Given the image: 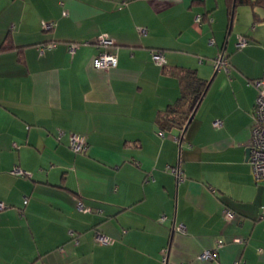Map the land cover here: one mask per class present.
<instances>
[{
  "label": "crops",
  "instance_id": "1",
  "mask_svg": "<svg viewBox=\"0 0 264 264\" xmlns=\"http://www.w3.org/2000/svg\"><path fill=\"white\" fill-rule=\"evenodd\" d=\"M260 1L230 19L227 0H0V264H264ZM100 36L113 67H93ZM180 66L208 84L186 130L158 123Z\"/></svg>",
  "mask_w": 264,
  "mask_h": 264
},
{
  "label": "built area",
  "instance_id": "2",
  "mask_svg": "<svg viewBox=\"0 0 264 264\" xmlns=\"http://www.w3.org/2000/svg\"><path fill=\"white\" fill-rule=\"evenodd\" d=\"M199 16L197 19L199 20ZM45 26H49L45 24ZM246 38L242 35L238 37L237 46H243L246 43ZM112 41H110L105 36H100L98 38V43L103 47L96 54L92 60L93 67L95 68H110L116 65V55L113 52H109L105 49ZM74 46L70 49L73 50ZM153 59L158 62H163V55L160 53L153 54ZM228 67V58L223 53H219L217 57L214 59V70L217 71L220 68L227 70ZM252 85L256 89V97L253 105L252 111V124H251V137L248 143L247 148L249 149L248 154V162L251 167V173L256 181L264 182V73L261 77L256 78L251 81ZM219 120H215L213 122L214 126L219 125ZM70 147L76 152H84L88 149L87 139L84 135L71 133L70 135ZM173 172L179 176V170L176 168L172 169ZM13 173L18 175H25V172L21 170L19 167H15L12 170ZM3 203L0 202V209L3 207ZM82 210H88L89 208H84L83 205L78 202L77 205ZM226 217L230 219L232 217V213L230 211H226ZM97 239L101 242H107L108 239L102 235H97ZM239 238L234 239V241H239ZM222 242L219 240L218 246H221ZM200 258H211V250H205L200 256Z\"/></svg>",
  "mask_w": 264,
  "mask_h": 264
},
{
  "label": "trees",
  "instance_id": "3",
  "mask_svg": "<svg viewBox=\"0 0 264 264\" xmlns=\"http://www.w3.org/2000/svg\"><path fill=\"white\" fill-rule=\"evenodd\" d=\"M260 3V0H227V14L231 19L237 6ZM6 46L7 44H2L0 50H3ZM175 73L180 81V94L159 114L158 123L160 127L178 125L182 128L191 113L195 111L208 85L207 81L199 77L194 69L180 66Z\"/></svg>",
  "mask_w": 264,
  "mask_h": 264
},
{
  "label": "water",
  "instance_id": "4",
  "mask_svg": "<svg viewBox=\"0 0 264 264\" xmlns=\"http://www.w3.org/2000/svg\"><path fill=\"white\" fill-rule=\"evenodd\" d=\"M193 114H194V112L191 113V115L189 116V118H188V120H187V122H186V124H185V126H184V130H186L187 125L189 124V122L191 121V119H192V117H193ZM248 154H249V149L246 148V159H248Z\"/></svg>",
  "mask_w": 264,
  "mask_h": 264
}]
</instances>
